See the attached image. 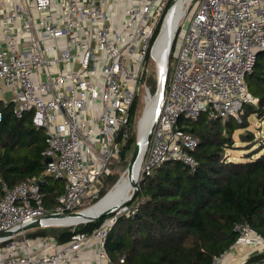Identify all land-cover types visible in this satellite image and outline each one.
Instances as JSON below:
<instances>
[{"label":"built area","instance_id":"1","mask_svg":"<svg viewBox=\"0 0 264 264\" xmlns=\"http://www.w3.org/2000/svg\"><path fill=\"white\" fill-rule=\"evenodd\" d=\"M177 1L0 0V99L11 92L14 115L32 113L50 158L39 176L14 187L1 181L0 232L36 220L41 227L58 226L68 216L50 214L79 211L98 196L132 134L134 101L144 93L146 110L152 98L149 59L158 63L154 53ZM193 1L184 3L181 17L175 12L169 59L174 45L179 50L143 155L144 178L168 161L198 168L199 139L180 118L240 120L245 105L257 103L247 76L264 52V0H200L191 12ZM50 176L64 181L51 209L41 190ZM137 210L124 205L92 233H76L64 244L26 231L0 235V264H82V252L92 247L97 254L90 264H114L106 251L108 232L119 216ZM235 231V244L212 264H224L240 247L249 251L232 264H264L249 261L264 253V236L244 222Z\"/></svg>","mask_w":264,"mask_h":264},{"label":"trees","instance_id":"2","mask_svg":"<svg viewBox=\"0 0 264 264\" xmlns=\"http://www.w3.org/2000/svg\"><path fill=\"white\" fill-rule=\"evenodd\" d=\"M173 60L170 55L168 75ZM247 84L257 103L245 105L240 120L231 117L224 122L206 114L196 121L180 118L184 130L199 139L194 152L199 166L192 170L183 162L168 161L144 178L128 204L137 205L138 210L119 216L108 232L106 251L114 264H212L214 256L235 244L237 223H249L264 236V140L258 141L249 129L252 115L264 118V52L259 53ZM140 102L137 97L131 109L132 134L120 151L124 160L126 150L137 143L133 129ZM12 108L13 103L0 101V192L2 180L14 187L41 175L45 168L44 130L34 126L32 113L18 118ZM242 129L241 141L248 143L244 149L249 152L245 159L234 160L228 149L235 144V132ZM255 144L259 147L254 148ZM119 178L114 170L106 176L102 190L90 204L101 199ZM41 190L51 209L64 191V182L52 184L47 177ZM114 214L78 225L55 226L50 233L41 230L26 235L52 236L64 244L76 233H92ZM123 255L125 262L121 263ZM249 261L264 263V253L253 254Z\"/></svg>","mask_w":264,"mask_h":264},{"label":"bare ground","instance_id":"3","mask_svg":"<svg viewBox=\"0 0 264 264\" xmlns=\"http://www.w3.org/2000/svg\"><path fill=\"white\" fill-rule=\"evenodd\" d=\"M187 1L188 0H178L176 2V11L179 10L180 17L182 15V6ZM175 12L168 17L165 25V30L158 42L157 48L154 53V56L158 62V65L156 67L158 74H160L161 72L163 73L166 68L167 52L170 48V43L172 41L176 20L178 18V15L175 14ZM157 103L158 95L155 94L154 96L152 94V98L149 101V104L143 116L139 120V130L137 139L139 141L140 152L132 168L130 170L125 171V173L118 181L117 185L107 196L103 197L101 200H99V202H96L88 208L84 209L82 216L58 219L56 221L58 226L78 225L80 220H85L89 216L96 215L107 207L113 208L120 206L131 195L133 190V182L140 180L143 155L147 145L149 130L153 126L155 113L157 110Z\"/></svg>","mask_w":264,"mask_h":264},{"label":"rangeland","instance_id":"4","mask_svg":"<svg viewBox=\"0 0 264 264\" xmlns=\"http://www.w3.org/2000/svg\"><path fill=\"white\" fill-rule=\"evenodd\" d=\"M199 1L200 0H195L193 1L192 3V10L191 12H193L195 10V8L197 7V5L199 4ZM185 29L183 27V29L181 30V32H184ZM182 33H180L181 35ZM178 50H179V47H177V45H175L173 48H172V56H173V59H176V56L178 55ZM157 63L155 64V61L149 59V77H148V81H146V84L149 86V88L152 90V94L155 96V94L157 93V90H158V73H157ZM172 71V70H171ZM139 99H140V108H139V111H138V116H137V121L135 122V129H133V132L136 133V139L138 138V130H139V120L140 118L143 116L144 114V110H145V98H144V93H141L139 96ZM183 127H185V124H183ZM249 129L254 131L255 135H256V139L259 141L261 140H264V118L261 119L259 118L258 116H256L255 114L252 115L250 117V126H249ZM245 130H238L235 132L234 134V139H235V144L233 147L229 148L228 149V156L231 158V159H234V160H239V159H245V155L247 152H249V150H246L244 149L248 143L247 142H242L241 141V137H240V133L241 132H244ZM255 143V142H254ZM137 143H133V145L131 146V148H129L128 150H126V159H121L120 158V153L117 154L115 156V164L113 166V170H114V173L116 174H119V177H121L125 170L127 169V165L126 163L130 161V158L132 157L133 153H134V148L136 147ZM259 147V144H255L254 148H257ZM121 159V161H120ZM120 161V162H119ZM140 180L138 181L139 182V188H140V185L142 183V181L144 180V177L142 175V173H140ZM50 183L52 184H55V183H58V184H62L64 181L63 180H57L56 178L54 177H50ZM88 201H86V205L83 206V208H88L89 206L93 205V204H87ZM106 222H108V219L106 220ZM53 228H55V226H52V227H45V228H42V227H33V228H30L28 229L26 232L27 234L29 233H34V232H39V231H45L47 233H50Z\"/></svg>","mask_w":264,"mask_h":264},{"label":"water","instance_id":"5","mask_svg":"<svg viewBox=\"0 0 264 264\" xmlns=\"http://www.w3.org/2000/svg\"><path fill=\"white\" fill-rule=\"evenodd\" d=\"M169 51L170 50H168V52H167V63H166L165 71H163V73L161 72L160 74H158V90H157V93H156L158 95L157 110H156V113H155V118H154L153 126L151 127V129L149 130V133H148L147 142L150 140V138L152 136V130H153L154 124H155L156 119H157V117L159 115V112H160V103H161V101L163 99V96H164V93H165V88H166L167 78H168ZM157 65H158V63H157ZM139 152H140L139 151V141L137 139V144H136L134 153H133V155H132V157L130 159V162H129L128 166H127V169L125 171L130 170L132 168L135 160L138 157ZM48 161H50V158H46L45 159V162H48ZM120 178L118 179V181L120 180ZM118 181L115 183V185L103 197L107 196L112 191V189L117 185ZM139 189H140L139 188V182L138 181H134L133 182V190H132L131 195L120 206L113 207V208L112 207H107L106 209H104L103 211L99 212L96 215L89 216L85 220H80L79 224L80 223H83V222L93 221V220L99 219V218H101V217H103L105 215H108L110 213H113V212L117 211L120 207H122L124 205H128L133 200V198L136 196V194H137V192H138ZM101 199H99V200H101ZM99 200L97 202H99ZM83 210L84 209H81L79 211L71 212V213L66 214V215H59V214H50V215H52V216H58V217H63V216L79 217V216H82ZM36 226H38V227H41L42 226V223H41L40 220H36V221H34L32 223H29V224L23 226L22 228H20V229H18L16 231L0 232V235H14V234H17V233H19L21 231H27L28 229L33 228V227H36Z\"/></svg>","mask_w":264,"mask_h":264},{"label":"crops","instance_id":"6","mask_svg":"<svg viewBox=\"0 0 264 264\" xmlns=\"http://www.w3.org/2000/svg\"><path fill=\"white\" fill-rule=\"evenodd\" d=\"M12 98H13V94L11 92H8L6 95H4V97L2 99H0V101L8 103V102H11ZM50 177H48V178H50ZM243 250L245 252L249 251V249L247 247L246 248L240 247L239 249H235L232 252V254L226 259L224 264H232L235 260H237L240 257ZM96 254H97L96 248H93V247L92 248H86L82 252L81 259H80L81 263L82 264H90L95 259Z\"/></svg>","mask_w":264,"mask_h":264}]
</instances>
